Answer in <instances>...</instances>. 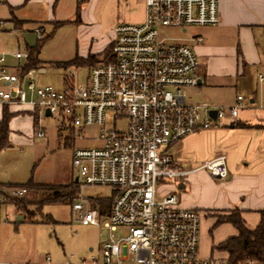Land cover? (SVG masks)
<instances>
[{
    "label": "built area",
    "instance_id": "2783aa9c",
    "mask_svg": "<svg viewBox=\"0 0 264 264\" xmlns=\"http://www.w3.org/2000/svg\"><path fill=\"white\" fill-rule=\"evenodd\" d=\"M144 1V19L115 26L110 55L89 66L84 85L76 83L74 68L66 72L63 90L37 85L35 69L23 76L9 72L5 55L0 56V108L48 110L80 138L86 127L101 128L100 147L73 150L81 196L72 203V216L108 232L90 259L53 263L46 256L41 263L0 264H264L253 258L231 263L228 257L201 256V213L180 207L176 193L160 192L162 184L200 169L219 178L229 174L224 154L186 170L177 166L170 148L199 130L236 120L243 97L231 106L192 102L188 89L199 82L198 56L191 46L161 37L163 28L219 24V0ZM34 33L38 39L46 34L42 25ZM14 56L28 59L29 53L17 50ZM34 135L43 138L45 130L39 127ZM95 186L111 191L109 211L82 195ZM27 193L26 187L14 186L0 191V211Z\"/></svg>",
    "mask_w": 264,
    "mask_h": 264
},
{
    "label": "crops",
    "instance_id": "0c3cea01",
    "mask_svg": "<svg viewBox=\"0 0 264 264\" xmlns=\"http://www.w3.org/2000/svg\"><path fill=\"white\" fill-rule=\"evenodd\" d=\"M219 9V24L182 29L183 34L189 33L188 37L177 39L191 46L199 59V82L188 89L189 98L194 95L198 98L196 103L231 106L239 96L243 97V107L236 120L190 134L179 141L183 143L182 156L179 159L173 157L177 166L186 170L220 154L227 157V177H215L200 169L189 174L190 188L183 181L179 184L181 190H187L182 194V207L195 209L202 215L200 248L203 247L207 257H228L225 251L216 247L238 234L232 223L220 222L219 215L238 211L246 226L254 229L260 222V211L264 210V0H219ZM144 16V0H0V56L6 52L10 38L23 37L28 32L35 34L34 28L38 25L44 27L47 35L58 23L63 24L55 32L65 24L73 23L80 34L86 29L85 22L92 17L95 22L102 20L101 25L97 22L99 27L103 32L112 33L111 38H114L116 25L140 22ZM107 19L113 20L112 25H105ZM200 37L202 41L198 42ZM110 44L95 41L76 56L96 55L100 58ZM4 55L7 70L20 74L26 59H17L14 53ZM89 66L65 68L64 77L70 69H88ZM35 70L39 73L47 71L43 61ZM5 111L11 114L9 143L10 134L14 135L11 123L20 114L30 115L35 124L36 115L28 113L35 112L31 106L1 107L0 120ZM16 112L19 113L12 115ZM6 206L1 208L0 214Z\"/></svg>",
    "mask_w": 264,
    "mask_h": 264
},
{
    "label": "rangeland",
    "instance_id": "374dc122",
    "mask_svg": "<svg viewBox=\"0 0 264 264\" xmlns=\"http://www.w3.org/2000/svg\"><path fill=\"white\" fill-rule=\"evenodd\" d=\"M105 21H107L105 25H112L113 20ZM97 22L101 25L102 20L98 19ZM97 22L92 17L88 18L85 22L86 29H82L80 34L77 33L75 24H65L44 43L39 58L47 71L36 72L37 85H52L63 90L65 68L58 67L55 63L73 59L83 48L90 47L95 41L102 45L112 42V33H108L107 30L103 32ZM190 29L188 30L191 31ZM188 34H183L181 29L173 27L161 30V37L168 41L182 40L188 37ZM37 45V36L28 32L23 37L10 38L4 54L11 55L17 50L29 53L30 48H36ZM74 69L77 72L76 83L84 85L88 69L86 67ZM189 99L192 102L198 101L194 95ZM28 113L38 116V121L34 124L30 115L20 114L11 123L14 135L10 134V144L0 149V191L12 186L27 185L29 182L59 187L70 186L77 178L72 166L73 150L100 147L103 144L100 140L101 128L86 127L83 137L80 138L77 130L61 125L58 115L46 116L45 113L38 114L37 111ZM121 125L119 123V126ZM39 127L45 130L43 138L34 136L35 130ZM182 150L183 143L179 142L171 146L170 153L175 159H179ZM189 178L190 175L162 184L161 194L176 193L179 197V206L182 207V194L187 190H181L179 184L183 181L188 183L190 188ZM77 189L76 199H79L81 189L79 186ZM82 195L93 200L94 206L101 205L104 212L109 211L111 204L109 189L99 186L86 187ZM26 196L33 200L40 199L43 194L32 191ZM99 200H103V203L100 204ZM235 213L236 211H231L228 214H221L218 219L233 216ZM17 216H22L21 221H17ZM106 236L108 232L103 226L83 224L75 220L72 216V201L68 198L47 203L40 209L37 204H32L29 211L24 213L14 205L8 204L0 214V262L41 263L46 256H50L53 263H64L68 260L78 262L97 256L100 243ZM200 253L203 257L208 256L202 246Z\"/></svg>",
    "mask_w": 264,
    "mask_h": 264
},
{
    "label": "trees",
    "instance_id": "16d2710c",
    "mask_svg": "<svg viewBox=\"0 0 264 264\" xmlns=\"http://www.w3.org/2000/svg\"><path fill=\"white\" fill-rule=\"evenodd\" d=\"M87 1V0H83ZM78 5V10H80V5ZM79 12V11H78ZM63 23L56 24L52 32L45 35L42 39H38V45L36 48H30L29 58L26 59V62L21 66L20 74L23 76L32 69H37L41 67L42 61L39 59V53L41 47L46 43L55 33V30L60 27ZM110 47L103 52L100 58H97L96 55H89L86 58L76 56L74 59L68 62H58L55 63L56 66L62 68H69L70 66L78 65H94L100 61V59H105L110 55ZM11 114L5 111L2 120H0V149L5 148L9 145V122ZM38 121V116H35V123ZM75 180L67 187H59L56 185H42L29 182L27 185L20 187H26L28 193L34 191L36 193H41L43 196L40 199L34 198L29 199L28 196H23L21 198H13L8 204L14 205L20 212H28L29 206L32 204H37L39 209L42 208L45 204L63 200L68 198L72 201H75L77 197V188ZM261 219L256 228L250 229L246 226L245 221L241 217L240 213L236 211L233 216H227L221 218L220 222H230L238 230V234L234 237H230L220 243L216 248L225 251L228 254V258L231 263H237L239 261H244L249 258L257 259L264 262V210L260 211Z\"/></svg>",
    "mask_w": 264,
    "mask_h": 264
},
{
    "label": "water",
    "instance_id": "95a60500",
    "mask_svg": "<svg viewBox=\"0 0 264 264\" xmlns=\"http://www.w3.org/2000/svg\"><path fill=\"white\" fill-rule=\"evenodd\" d=\"M46 116H51V113L47 110L45 113ZM213 117H215V112H212ZM75 182H78V178L75 179ZM21 216H17V221H20Z\"/></svg>",
    "mask_w": 264,
    "mask_h": 264
}]
</instances>
